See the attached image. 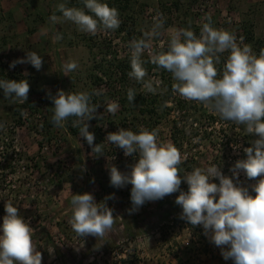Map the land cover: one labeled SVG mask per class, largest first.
I'll use <instances>...</instances> for the list:
<instances>
[{"label": "rangeland", "instance_id": "rangeland-1", "mask_svg": "<svg viewBox=\"0 0 264 264\" xmlns=\"http://www.w3.org/2000/svg\"><path fill=\"white\" fill-rule=\"evenodd\" d=\"M79 1L63 0L67 7L87 12L84 4H78ZM103 2L118 9L121 28L133 32L137 39L143 36L144 31L150 30L155 17L162 15L164 34L153 41V51L156 52L161 50V43L164 49L167 47V29L188 28L190 25L191 30L199 35L207 16H211L213 27L234 32L238 42L243 37V42L248 44L247 38L252 36L264 44V0ZM58 13L56 7L52 15L62 16ZM48 17V25H42L39 19L37 24L33 22L30 26L0 25V79H26L30 85L24 104L6 100L3 89H0V123L6 126L5 130H0V210H4L8 201L18 207L20 215L34 229L33 241L42 253V264H234L231 259L222 257L221 249L210 242L202 226L191 229L185 220L179 218L181 211L175 213L168 204L159 207L157 201H146L136 211H129L133 207L130 198L132 186H111L109 167L115 165L122 173H128L138 159L136 154L126 157L122 149L106 141L103 143L104 154L93 156L92 147L84 138L72 137L64 128L55 126L49 131L42 130L49 126L52 115L50 106L53 102L49 94L54 96L58 90L99 92L100 89L93 85L92 76L96 75L92 72L94 63L105 55L109 60L115 53L123 57L131 52L125 34H119L118 29L91 35L78 31L76 25L69 21L52 23ZM58 33L63 38L54 41ZM249 45L256 54L264 49V45ZM28 51L42 56L40 70L30 63L10 67L13 61L26 57ZM143 57H149L148 53L145 52ZM69 61H76L79 66L67 76L63 66ZM145 79L160 81L155 71ZM140 91L148 94L143 88ZM109 102L114 101L104 98L96 102L99 118L95 119L106 122L111 119L117 126L121 121L119 107L112 114L105 110ZM24 105L28 108L22 115L18 107ZM206 110L207 115L217 121L208 129L218 138V145L209 144L199 149L192 147L183 156L196 159L190 165L192 169L219 163L222 173L231 176L230 168L237 160L246 158L243 151L245 141L250 147L251 141L258 137L237 131L240 125L224 121ZM20 117L22 124H19ZM127 120L129 118L123 119ZM221 129L225 131L221 132ZM228 129L236 134L225 156L223 151ZM160 131V142L171 143L168 126L164 125ZM220 158L224 159L222 163ZM185 171L190 170L185 168ZM240 181L246 186L255 183L247 180L242 172ZM213 182L219 183L218 179ZM85 192L92 193L98 203L105 197L114 196L106 202L116 216L115 231L104 240L93 236L78 237L68 223L72 215L71 196ZM173 218L178 221L173 222ZM2 222L3 216H0V224ZM53 248L50 254L48 250Z\"/></svg>", "mask_w": 264, "mask_h": 264}, {"label": "clouds", "instance_id": "clouds-1", "mask_svg": "<svg viewBox=\"0 0 264 264\" xmlns=\"http://www.w3.org/2000/svg\"><path fill=\"white\" fill-rule=\"evenodd\" d=\"M87 9L57 5L62 16L52 15V23L69 21L78 31L91 35L98 32L115 31L120 27L118 9L110 7L103 0H83ZM91 13V14H88ZM199 35L191 26L182 29H167V48L161 43L159 52L153 51V41L164 33V18L158 15L150 30L144 31L139 39L129 42L130 71L128 76L142 85L143 90L156 94L159 81L145 79L148 71L145 64L150 62L156 69L171 74L172 91L186 101H195L217 114L224 121L243 125L248 135L258 138L251 146L243 149L246 158L239 159L230 168L231 176L222 173L218 165L206 168L194 167L183 172L184 157L171 143L158 142V130L141 127L138 131L119 128L109 132L105 140L123 150L126 157L138 156L128 173H122L110 165V185L123 188L130 184V212L136 211L146 201H155L179 192L175 203L182 209L179 218L192 226H202L210 242L221 249L225 260L234 264H264V49L259 54L251 45L243 42L234 32L212 25L211 16L205 17ZM61 34L54 41L61 40ZM145 52L149 60L143 59ZM228 53L223 67L222 54ZM30 63L36 70L43 65L42 56L34 51L26 57L13 61L16 64ZM76 61L63 66L64 75L78 68ZM68 76V75H67ZM4 97L12 103L24 104L28 99L30 85L26 79L19 81L0 79ZM93 95L100 92H65L58 90L49 98L52 100L51 121L56 128H65L71 117L72 127L92 147V153L104 154L103 143L95 144V135L89 131V123L97 115L98 104ZM134 89L129 88L127 99L133 103ZM118 104L109 102L105 110L115 114ZM24 115L25 113H21ZM0 123V130H5ZM114 159V157H111ZM241 172L247 180L255 183L245 185L240 181ZM219 183L213 182L214 180ZM186 182L187 191L181 190ZM251 190V191H250ZM254 193V194H253ZM96 202L90 192L71 196L72 215L68 223L72 231L81 238L93 236L97 240L115 231L116 219L108 199ZM5 215L0 224V264H42V253L34 241V229L19 213L18 207L10 201L4 205ZM53 253V249L48 250Z\"/></svg>", "mask_w": 264, "mask_h": 264}, {"label": "trees", "instance_id": "trees-1", "mask_svg": "<svg viewBox=\"0 0 264 264\" xmlns=\"http://www.w3.org/2000/svg\"><path fill=\"white\" fill-rule=\"evenodd\" d=\"M78 4L83 5V0H80ZM118 33L125 34V40L127 42H130L134 38V35L132 34L133 32H128L127 30L122 29L121 26L118 28ZM247 43L252 44L255 47L264 45L262 41H255L252 36L247 38ZM227 55L228 53L222 54L221 64L217 66L218 68L222 69L223 62L225 61ZM143 59L148 61L149 57H143ZM144 66L147 69L148 74L155 71L156 76L160 79L156 94H146L141 92L140 90L142 85L134 79L129 78L128 72L131 70L130 54H125L123 57H120L118 53H115L109 60L105 55L100 61H96L94 63V69L92 72H94V74L96 73V75L92 76L93 85L100 89L99 92L101 95H93V102L96 103L104 98L114 101L118 104V114L121 117V121L120 123H117V126L111 119L108 120V122L102 119L97 120L95 118L88 121L90 125L89 131L93 132L95 135L94 143H105V137L107 134L109 132L118 131L121 127L130 128L133 131H138L141 127L148 130H158V142H160V130L164 125H167L170 132V141L179 149L182 155L186 152V150L191 149L192 147L199 149L203 146H208L209 144L216 147L218 145V138H216L212 131L208 129L210 124L213 125L217 122L216 119L207 115V110L203 105L195 101H186L179 95L175 94L172 91L171 85L173 80L169 72L163 69H156V66L152 65L150 62L146 63ZM105 80L110 83V86L107 85L108 82L105 84ZM105 86H108V88L104 89ZM129 88L134 89L136 92V97L133 103H130L127 99V91ZM50 107L52 109L54 105H51ZM26 108H28V105L18 107L21 112L26 110ZM51 114L53 115V110L51 111ZM51 117L48 122L49 126L47 128H42V130L49 131L54 128ZM21 118L22 117L19 119V124H22ZM124 118H129V121H123ZM75 119V117L69 118L64 129L68 135L76 138L79 136L78 129L72 127V121ZM236 130L246 133L243 125H240V127ZM220 131L224 132L225 129H221ZM228 131L229 132L226 134L227 141L224 145L225 149L223 151L225 154L232 145V140L236 134L233 130L228 129ZM223 135H225V133H223ZM245 142L244 146L246 148L248 146L247 140ZM225 156H227V154ZM195 160L196 159L187 155L184 163L180 166L183 170L182 174L186 172L185 168L190 171L192 170L190 165ZM223 160V158H220L221 163ZM215 162H217V158L215 159ZM215 164L218 165L219 163ZM188 165L189 167H187ZM187 187L186 182H182L181 190L187 191ZM178 195L179 192L173 193L163 199L155 201H157L159 207H164L168 204V206L173 208L175 213L176 211L180 212L182 209L175 203ZM4 215L5 211L0 210V216ZM177 221L178 220L176 218H173V222ZM185 224L190 225L191 229H193V226L190 223L185 221Z\"/></svg>", "mask_w": 264, "mask_h": 264}, {"label": "crops", "instance_id": "crops-1", "mask_svg": "<svg viewBox=\"0 0 264 264\" xmlns=\"http://www.w3.org/2000/svg\"><path fill=\"white\" fill-rule=\"evenodd\" d=\"M60 3H64L63 0H0V25L30 26L33 22L37 24V19L41 20L42 25H48L50 21L46 18L49 16L50 19Z\"/></svg>", "mask_w": 264, "mask_h": 264}]
</instances>
